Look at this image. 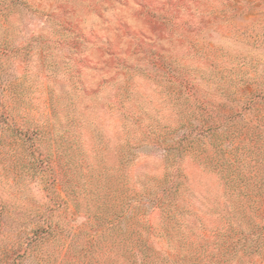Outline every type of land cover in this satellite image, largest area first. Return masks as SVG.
Returning <instances> with one entry per match:
<instances>
[{
  "label": "rangeland",
  "instance_id": "rangeland-1",
  "mask_svg": "<svg viewBox=\"0 0 264 264\" xmlns=\"http://www.w3.org/2000/svg\"><path fill=\"white\" fill-rule=\"evenodd\" d=\"M0 264H264V0H0Z\"/></svg>",
  "mask_w": 264,
  "mask_h": 264
}]
</instances>
